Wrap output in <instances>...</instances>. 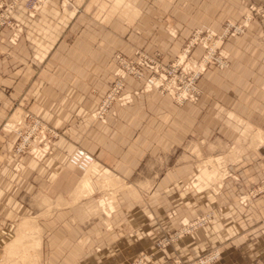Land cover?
Here are the masks:
<instances>
[{
	"label": "rangeland",
	"instance_id": "1",
	"mask_svg": "<svg viewBox=\"0 0 264 264\" xmlns=\"http://www.w3.org/2000/svg\"><path fill=\"white\" fill-rule=\"evenodd\" d=\"M48 1L26 8L28 16ZM140 2L60 0L98 21L99 96L89 117L106 137L95 154L80 144L84 116L65 128L74 145L68 162L89 184L71 196L66 222L56 211L28 216L39 234L31 252L38 251V264H264V0H247L246 10L226 14L220 27L195 26L166 58L124 46ZM22 3L4 13L15 21L2 26L14 44L24 31L16 17ZM111 34L119 40L112 50L102 46ZM143 99L147 109L129 108ZM2 130L14 134L18 167L26 157L52 154L63 134L30 105ZM77 148L93 155L90 169L70 161ZM47 230L65 235L50 238ZM61 246L81 254L49 255Z\"/></svg>",
	"mask_w": 264,
	"mask_h": 264
},
{
	"label": "crops",
	"instance_id": "2",
	"mask_svg": "<svg viewBox=\"0 0 264 264\" xmlns=\"http://www.w3.org/2000/svg\"><path fill=\"white\" fill-rule=\"evenodd\" d=\"M140 1L136 10L141 16L136 24L133 20L130 42L124 46L158 50L164 58L179 50L195 26L206 23L220 27L226 14L239 15L247 4V0H237L234 4L231 0ZM84 10L82 7L72 10L60 0H49L35 17H30L21 5L16 17L24 31L15 44L9 39L11 29L0 28V238L8 239L0 246V264H38L32 254L37 255L38 251L31 250L39 234H34L38 232L34 231L37 226L30 224L34 219L28 216L43 217L56 211L58 221L66 222L63 216L71 214L67 208L75 191L89 184L68 162L74 145L65 128L84 116L88 121L84 126L88 128L83 129L85 137L80 144L95 154L98 138L104 141L106 137L100 134L98 119L89 117L98 106L99 96L98 21L93 13ZM165 18L173 20L176 36L164 28ZM118 45L119 40L112 34L102 43L111 50ZM106 76L108 73L101 77ZM146 104L149 103L143 99L129 108L147 109ZM27 105L44 121L61 128L63 134L55 142L52 154L39 160L26 157L18 167L17 156L12 151L14 134H7L2 126ZM261 116L264 119V111ZM38 219L42 218L35 219L37 224ZM43 219L42 223L48 221ZM48 234L50 238L65 235L59 231ZM48 253L81 254V248L53 247ZM94 254L98 252L95 250Z\"/></svg>",
	"mask_w": 264,
	"mask_h": 264
},
{
	"label": "built area",
	"instance_id": "3",
	"mask_svg": "<svg viewBox=\"0 0 264 264\" xmlns=\"http://www.w3.org/2000/svg\"><path fill=\"white\" fill-rule=\"evenodd\" d=\"M38 1L39 0H23L22 3V0H0V11H2L0 13V27L3 25H8L14 28L15 21L9 18V14L5 16L4 13H11L12 9H16L21 3L28 10L35 8V5L38 3ZM16 34L17 33L15 31L12 37H14ZM70 161L81 169H88L93 164L94 157L87 150L83 148H77L70 156Z\"/></svg>",
	"mask_w": 264,
	"mask_h": 264
},
{
	"label": "bare ground",
	"instance_id": "4",
	"mask_svg": "<svg viewBox=\"0 0 264 264\" xmlns=\"http://www.w3.org/2000/svg\"><path fill=\"white\" fill-rule=\"evenodd\" d=\"M90 167H91V166H90ZM90 167H89V168H90ZM89 168H88V169H89ZM75 192H79V188H77V190H76ZM75 194H76V193H75Z\"/></svg>",
	"mask_w": 264,
	"mask_h": 264
}]
</instances>
